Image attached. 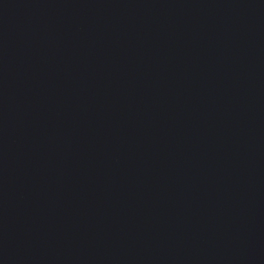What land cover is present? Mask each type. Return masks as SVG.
<instances>
[{"label":"water","instance_id":"water-1","mask_svg":"<svg viewBox=\"0 0 264 264\" xmlns=\"http://www.w3.org/2000/svg\"><path fill=\"white\" fill-rule=\"evenodd\" d=\"M0 264H264V0H0Z\"/></svg>","mask_w":264,"mask_h":264}]
</instances>
